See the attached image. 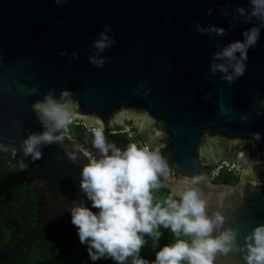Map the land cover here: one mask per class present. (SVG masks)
<instances>
[{
    "label": "water",
    "instance_id": "water-1",
    "mask_svg": "<svg viewBox=\"0 0 264 264\" xmlns=\"http://www.w3.org/2000/svg\"><path fill=\"white\" fill-rule=\"evenodd\" d=\"M251 8L249 0H0V152L12 169L23 162L39 201L35 228L0 253V262L37 239L59 243L77 235L67 208L80 198L81 171L90 161L85 152L97 157L98 150L64 130V141L43 146L39 160L22 148L45 130L33 105L67 90L72 122L134 131L145 146L159 147L170 168L169 190L203 177L195 187L208 215L225 217L220 231L235 230L241 249L219 253L214 264H247L246 238L264 224V29L243 76L229 82L210 66L215 53L260 23ZM213 25L226 34L211 31ZM101 33L115 40L103 52L95 47ZM93 56L105 60L103 67ZM222 161L241 166L237 184L211 182Z\"/></svg>",
    "mask_w": 264,
    "mask_h": 264
},
{
    "label": "clouds",
    "instance_id": "clouds-1",
    "mask_svg": "<svg viewBox=\"0 0 264 264\" xmlns=\"http://www.w3.org/2000/svg\"><path fill=\"white\" fill-rule=\"evenodd\" d=\"M249 2L251 17L260 23L246 29L242 33L244 39L234 40L223 51L215 53L210 66L213 74L225 73L222 78L229 82L245 74L249 50L258 44L264 29V0ZM238 11L241 15L249 14L243 7ZM197 28L204 33L209 31L199 24ZM211 31L226 34L224 28L215 25ZM113 44L114 39L101 33L95 47L103 52ZM90 60L98 67L105 63L95 56ZM217 60L225 62L216 63ZM69 96L67 90L59 99L49 93L33 105L45 130L24 140L25 156L39 160L43 146L64 141V131L76 116L67 99ZM97 124L91 129L97 157L83 167L80 198L72 200L67 208L79 242L85 246L93 264L107 259L115 264H129V260L130 264H214L219 253L241 250L236 244L235 230L220 231L225 217L219 212L208 215V202L195 187L203 177L185 179L171 186L169 195L161 200L155 192L169 186L165 181L170 177V168L160 148L140 147L136 143L121 148L107 140L102 122ZM255 136L259 139L260 133ZM71 158L75 160L76 156L71 155ZM20 167H25L23 162ZM161 228L169 230L176 238L162 247ZM145 237L151 238L155 251V259L151 261L141 255L148 243ZM245 250L247 264H264V224L257 225L247 236Z\"/></svg>",
    "mask_w": 264,
    "mask_h": 264
},
{
    "label": "trees",
    "instance_id": "trees-1",
    "mask_svg": "<svg viewBox=\"0 0 264 264\" xmlns=\"http://www.w3.org/2000/svg\"><path fill=\"white\" fill-rule=\"evenodd\" d=\"M107 140L124 148L129 143H136L140 147L145 144L134 131L113 133L105 130ZM69 135L83 145L87 141L92 143L91 129L77 122L69 126ZM90 148V147H86ZM8 154L0 152V253L12 250L35 228L36 217L39 211V201L34 188L28 183L24 168L12 169ZM240 176L223 172L214 183L237 184ZM170 190L162 187L155 192L159 199L168 196ZM163 236L160 246L173 242L176 238L167 230L161 228ZM147 245L141 250V255L151 261L155 259L150 237ZM158 250V249H157ZM0 264H93L88 258L84 245L80 244L75 234H70L59 243L37 239L13 259ZM95 264H115L114 261L100 260ZM130 264V260H129Z\"/></svg>",
    "mask_w": 264,
    "mask_h": 264
},
{
    "label": "built area",
    "instance_id": "built-area-1",
    "mask_svg": "<svg viewBox=\"0 0 264 264\" xmlns=\"http://www.w3.org/2000/svg\"><path fill=\"white\" fill-rule=\"evenodd\" d=\"M69 126H68L66 132H67V135L70 137V135H69ZM85 154H86V156L89 159L96 158L94 156V154L92 152H90V151H86ZM223 172H227V173H230L232 175L240 176V174H241V166L239 164L235 163V162H232V161H222L217 166V168L214 171V173L212 174L211 182H214L216 179H218Z\"/></svg>",
    "mask_w": 264,
    "mask_h": 264
},
{
    "label": "flooded vegetation",
    "instance_id": "flooded-vegetation-1",
    "mask_svg": "<svg viewBox=\"0 0 264 264\" xmlns=\"http://www.w3.org/2000/svg\"><path fill=\"white\" fill-rule=\"evenodd\" d=\"M81 145V144H80ZM82 147L86 148V147H94L93 144H91L90 141H87L86 143H84L83 145H81Z\"/></svg>",
    "mask_w": 264,
    "mask_h": 264
}]
</instances>
